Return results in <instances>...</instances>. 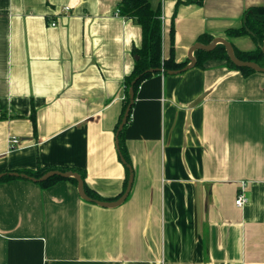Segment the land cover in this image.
<instances>
[{
  "label": "crops",
  "instance_id": "obj_1",
  "mask_svg": "<svg viewBox=\"0 0 264 264\" xmlns=\"http://www.w3.org/2000/svg\"><path fill=\"white\" fill-rule=\"evenodd\" d=\"M120 1L0 0V173L80 167L99 200L122 194L117 125L142 27ZM150 2L165 58L173 47L189 65L204 33L257 48L225 32L264 0ZM124 141L134 181L116 206L69 179L0 181V264H264V72L217 59L160 71L140 84Z\"/></svg>",
  "mask_w": 264,
  "mask_h": 264
},
{
  "label": "trees",
  "instance_id": "obj_2",
  "mask_svg": "<svg viewBox=\"0 0 264 264\" xmlns=\"http://www.w3.org/2000/svg\"><path fill=\"white\" fill-rule=\"evenodd\" d=\"M186 2L188 3L194 2V3L202 4L204 0H186ZM118 13L126 18L133 19L137 24H139L142 27V44L139 47L135 46L133 48V54L135 56V64L131 73L128 74L124 79L126 96L124 99L123 112L120 121L117 125V129L119 128L122 119L124 117L125 111L130 104L129 90L130 87L133 85L134 81H135L134 82V91H135L134 102H135L136 93L142 81L160 72L161 68L164 69V71L183 70L188 64L187 62L185 63L177 62L173 47H172L171 56L169 58H165L163 56V19H162L161 5L154 8L150 0H121L118 4ZM225 33L228 37L250 35L256 42L257 48L251 51H241L233 47L234 53L236 57L242 60L254 61L260 66L264 67V51L262 49L264 45V6H252L248 8L243 15L242 25L237 28H229L226 30ZM171 36H172V43H174L173 27H172ZM198 40L202 44H210L214 40V36L209 33H204L199 36ZM194 56L196 60L195 65L202 68L205 66L206 61L217 59V60H224L230 68L238 69L246 76L252 73L262 72V71H256L249 67H244V66L240 67L235 65L228 54V50L226 46L223 43H217L216 46L210 50L197 48L195 50ZM132 108L130 110V115L128 117V120L119 134V139H120L119 151L125 157L126 161L131 165H132V160L124 141V131L127 126V123L130 121ZM32 119L34 121L36 128V120L34 114H32ZM53 170H60V171L71 170L80 173V175L84 180V188L86 193L93 199H105L102 196H100L95 190H93L88 186V184L86 183V171L80 167L48 165V166H39L37 169L19 170V172L26 173L36 178H40L44 174ZM126 170H127V176L124 183V190L122 194L127 188L129 175H130V170L127 166H126ZM9 172H5V174L0 178V181H7L14 178H19L18 176H13L9 174ZM62 179H69L74 184L76 185L78 184V181L75 177H63L60 175H52L46 180L37 181V182L42 187L46 188ZM122 194L116 196L114 199L120 198Z\"/></svg>",
  "mask_w": 264,
  "mask_h": 264
},
{
  "label": "water",
  "instance_id": "obj_3",
  "mask_svg": "<svg viewBox=\"0 0 264 264\" xmlns=\"http://www.w3.org/2000/svg\"><path fill=\"white\" fill-rule=\"evenodd\" d=\"M217 43H223L227 50H228V54L231 58V60L233 61V63L237 66H240V67H249V68H252L256 71H262L264 72V67L260 66L259 64H257L256 62L254 61H247V60H242L238 57H236L235 53H234V48L232 46V44L225 38H222V37H219V38H215L210 44H202V43H197L191 50V53H190V59H191V63L189 65H187L184 69H187L188 67H191L193 65H195V56H193L192 52L193 50H196L197 48H203V49H206V50H210V49H213ZM263 51H264V45H263ZM160 71H164V69H160ZM181 70H171V71H168V72H172V73H176V72H179ZM135 82V81H134ZM134 82H133V85L130 87V90H129V95H130V104L128 106V108L126 109L125 111V114H124V117L122 119V122L117 130V146H118V150H119V147H120V139H119V134H120V131L124 128L127 120H128V117L130 115V110L132 108V105L134 103V98H135V91H134ZM119 154H120V158L122 160V162L129 168L130 170V175H129V180H128V185H127V188L126 190L124 191V193L122 194V196L120 198H118L115 202H106V201H103V200H99V199H93L91 198L85 191V188H84V180L82 178V176L80 175V173L78 172H75V171H60V170H53V171H49L48 173L44 174L42 177L40 178H36L34 176H31V175H28L26 173H21V172H9V174L13 175V176H19V177H25V178H28L30 180H33V181H43V180H46L47 178H49L50 176L52 175H60V176H63V177H75L78 181V190H79V193L80 195L86 199V200H90V201H94L100 205H103V206H116V205H119L121 203L124 202V200L127 198V196L129 195L130 191H131V188H132V185H133V181H134V170H133V167L131 164H129L125 157L122 155V153L119 151ZM5 173H0V178L4 175Z\"/></svg>",
  "mask_w": 264,
  "mask_h": 264
},
{
  "label": "built area",
  "instance_id": "obj_4",
  "mask_svg": "<svg viewBox=\"0 0 264 264\" xmlns=\"http://www.w3.org/2000/svg\"><path fill=\"white\" fill-rule=\"evenodd\" d=\"M64 9L66 11H69L71 8H70V6H66ZM162 19H164V16H162ZM52 24L55 25L56 23L53 22ZM18 142H19V140L17 138H13L11 141V144H12V146H15ZM245 189H246V183L242 182L240 192L238 193V196L236 199V204L239 206H242L248 200V198L244 192Z\"/></svg>",
  "mask_w": 264,
  "mask_h": 264
}]
</instances>
